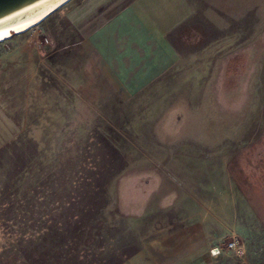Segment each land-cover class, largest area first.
Segmentation results:
<instances>
[{
	"label": "rangeland",
	"instance_id": "374dc122",
	"mask_svg": "<svg viewBox=\"0 0 264 264\" xmlns=\"http://www.w3.org/2000/svg\"><path fill=\"white\" fill-rule=\"evenodd\" d=\"M66 11L71 16L72 3L0 49L50 42L54 61L58 52L72 58ZM257 45L251 53L232 51L221 65L215 63L222 51H189L192 65L141 93H105L97 86L91 93H30L32 127L0 152V264H116L189 219L179 207L190 198L172 192L193 188L202 207L220 201L225 163L242 187H256L254 201L263 202L264 34ZM71 70L66 65L70 78ZM257 138L261 150L245 152ZM214 189L219 195L210 194ZM240 214L245 225L223 237L217 264L254 261L246 213ZM71 221H77L74 240L66 234ZM233 238L242 245L239 254L226 247ZM70 240L75 243L67 248ZM35 246L39 255L31 256Z\"/></svg>",
	"mask_w": 264,
	"mask_h": 264
},
{
	"label": "crops",
	"instance_id": "0c3cea01",
	"mask_svg": "<svg viewBox=\"0 0 264 264\" xmlns=\"http://www.w3.org/2000/svg\"><path fill=\"white\" fill-rule=\"evenodd\" d=\"M70 3L71 16L66 11L62 22L72 28V58L58 52L54 61L50 42H15V50L0 49V152L32 127L30 93H91L96 86L105 93H141L156 89L166 77H175L179 67L190 64L196 57L187 60L189 51H222L215 63L221 65L232 51L251 53L260 48L258 35L264 34V0H70L61 8ZM250 53L249 60H255ZM66 65H72L71 78ZM185 70L181 73L186 76ZM203 141L200 138L197 144L202 146ZM262 144L257 138L244 150L251 154ZM231 168L229 163L223 166L221 193L216 189L220 201L212 197L208 207L201 206L193 188L172 192L190 198L188 205L179 207L189 219L116 264H217L223 237L235 236L245 225L240 209L246 213L254 258L249 264H264V257L257 254L264 238V201H254L256 187H242Z\"/></svg>",
	"mask_w": 264,
	"mask_h": 264
},
{
	"label": "water",
	"instance_id": "95a60500",
	"mask_svg": "<svg viewBox=\"0 0 264 264\" xmlns=\"http://www.w3.org/2000/svg\"><path fill=\"white\" fill-rule=\"evenodd\" d=\"M70 0H0V43L37 26Z\"/></svg>",
	"mask_w": 264,
	"mask_h": 264
},
{
	"label": "trees",
	"instance_id": "16d2710c",
	"mask_svg": "<svg viewBox=\"0 0 264 264\" xmlns=\"http://www.w3.org/2000/svg\"><path fill=\"white\" fill-rule=\"evenodd\" d=\"M78 214H74V217L75 218H78ZM73 222V223H72ZM77 225V221H71V224L70 225H67L66 227H70L68 230H67V232H66V234L67 235H70V237H73L71 240H74V239H76V235L74 236V234H75V230H76V226ZM64 237H65V235H63ZM69 237V236H68ZM67 238H62V240L64 241V240H66ZM70 240V242L66 245L67 246V248H70L75 242H72ZM64 243H65V241H64ZM62 248H64V246H62ZM70 250V249H69ZM56 251H59V249H56ZM38 252H39V249L35 246V247H33L32 249H30V253H31V256H38L39 254H38ZM38 254V255H37ZM66 255H68V254H70V255H72L73 253H71V251H69V252H67V253H65ZM16 263L17 264H23V262L21 261V260H16ZM15 263V264H16Z\"/></svg>",
	"mask_w": 264,
	"mask_h": 264
},
{
	"label": "built area",
	"instance_id": "2783aa9c",
	"mask_svg": "<svg viewBox=\"0 0 264 264\" xmlns=\"http://www.w3.org/2000/svg\"><path fill=\"white\" fill-rule=\"evenodd\" d=\"M227 249L233 250L236 254H239L242 252V245H238L237 239L233 238L231 241L226 243Z\"/></svg>",
	"mask_w": 264,
	"mask_h": 264
}]
</instances>
